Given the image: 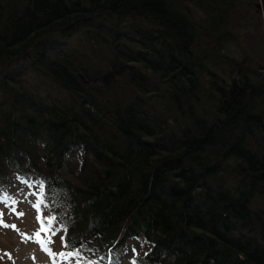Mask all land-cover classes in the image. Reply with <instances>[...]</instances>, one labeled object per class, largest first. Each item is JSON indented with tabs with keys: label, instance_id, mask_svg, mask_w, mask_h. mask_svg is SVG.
<instances>
[{
	"label": "trees",
	"instance_id": "1",
	"mask_svg": "<svg viewBox=\"0 0 264 264\" xmlns=\"http://www.w3.org/2000/svg\"><path fill=\"white\" fill-rule=\"evenodd\" d=\"M238 2L0 0V203L36 189L72 264H264Z\"/></svg>",
	"mask_w": 264,
	"mask_h": 264
},
{
	"label": "rangeland",
	"instance_id": "2",
	"mask_svg": "<svg viewBox=\"0 0 264 264\" xmlns=\"http://www.w3.org/2000/svg\"><path fill=\"white\" fill-rule=\"evenodd\" d=\"M238 4L230 26L240 37L241 48L256 61L264 62V3L239 0ZM35 193L31 186L18 187L8 197L10 201L0 203V264H72L61 251L57 226H45L44 219L49 218ZM37 204L41 209H37ZM54 231L57 236L52 234ZM129 256L127 253L119 264H133Z\"/></svg>",
	"mask_w": 264,
	"mask_h": 264
},
{
	"label": "snow or ice",
	"instance_id": "3",
	"mask_svg": "<svg viewBox=\"0 0 264 264\" xmlns=\"http://www.w3.org/2000/svg\"><path fill=\"white\" fill-rule=\"evenodd\" d=\"M37 207V209H39V204L35 205ZM49 223H51V221H49ZM41 231H45L44 229H41ZM37 236H39V233H37Z\"/></svg>",
	"mask_w": 264,
	"mask_h": 264
},
{
	"label": "water",
	"instance_id": "4",
	"mask_svg": "<svg viewBox=\"0 0 264 264\" xmlns=\"http://www.w3.org/2000/svg\"><path fill=\"white\" fill-rule=\"evenodd\" d=\"M260 7V5H258Z\"/></svg>",
	"mask_w": 264,
	"mask_h": 264
}]
</instances>
